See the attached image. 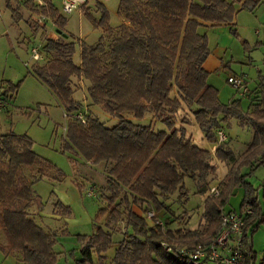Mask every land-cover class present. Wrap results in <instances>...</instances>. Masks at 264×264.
Masks as SVG:
<instances>
[{
	"label": "trees",
	"instance_id": "1",
	"mask_svg": "<svg viewBox=\"0 0 264 264\" xmlns=\"http://www.w3.org/2000/svg\"><path fill=\"white\" fill-rule=\"evenodd\" d=\"M47 2L46 9L39 10L62 29L65 19ZM260 2L120 0L117 15L122 23L115 31L108 22L109 11L97 2L98 18L84 10L93 27L105 33L95 45L46 40L43 51L49 59L33 66L31 75L56 97L65 113L81 108L74 98L72 80L87 83L89 104L116 119V124L108 127L87 114L85 124L69 120L66 125L67 148L92 166H109L105 174L106 207H100L93 219L94 232L77 236L81 247L74 264H107L114 226L123 217L131 232L118 243L109 264H203L168 253L161 243L180 247L209 243L218 231L229 197L237 189L243 191L239 209L227 212L253 210L245 221L247 236L264 223V182L254 189L246 181L254 170L264 167V79L245 97L235 91L238 99L222 104L218 90L207 81L204 63L210 50L206 35L200 33V28L208 25L228 26L237 37V13L252 12ZM7 7L14 14L11 0H7ZM106 37L110 38L107 44ZM77 46L79 65L73 61ZM15 88L8 87L0 98L4 101ZM243 99L249 100L245 109ZM184 107L190 110L204 139L216 147L214 153L195 145L187 136L183 124L189 123L179 116ZM149 116V123L143 124ZM179 118L181 125H177ZM231 119L251 126L253 136L230 171L227 185L214 197L208 194V178L217 172L212 160L226 165L235 159L230 146L226 141L218 143L216 135ZM32 147L26 134L0 135V233L8 241L3 251L18 253L20 264H56V237L40 227L29 211L32 206L39 210L43 206L34 184L44 179L58 181L62 175ZM243 169L250 173H242ZM186 179L194 183L197 195L205 196L200 229H170L165 235L132 211L136 206L142 214L149 208L171 212L166 200L186 194ZM55 207L62 215L70 214V209L60 203ZM163 221L166 227L171 224ZM251 252L246 264H264V258L257 262Z\"/></svg>",
	"mask_w": 264,
	"mask_h": 264
},
{
	"label": "rangeland",
	"instance_id": "2",
	"mask_svg": "<svg viewBox=\"0 0 264 264\" xmlns=\"http://www.w3.org/2000/svg\"><path fill=\"white\" fill-rule=\"evenodd\" d=\"M48 1L58 12V15L65 19V25L62 29H59L46 14L39 10L41 8L46 9L47 6L38 8L32 0H11V7L15 11L13 14L12 10L7 7V0H0V95L5 93V89L7 90L8 87H16L13 93L8 94V98L5 97L4 108L0 111V135L9 132L19 135L26 134L32 140V149L36 154L50 162L60 171L62 176L58 181L53 182L44 179L34 184L35 189L41 196L43 207L39 210L37 206L36 208L32 206L29 212L33 220L36 212H41L43 216H41L40 221L44 224L45 231L56 230V233L59 234V229L61 228L58 227L60 225L55 222L54 218L55 216L63 217V215L55 207V198L51 192L54 187H60L65 190L66 193H62V195L64 198L68 196V201L78 217L76 225L72 228L73 233L68 231V246H66L68 254H74L79 244L77 236L91 234L95 215L100 207H106L105 197L108 193L105 174L109 166L100 164L92 167V165L85 163L65 146L68 117L65 116L66 113L63 108L58 106L56 97L31 75V69L35 65L44 64L49 59V56L43 51V46L48 39L67 42L76 40L87 45H95L102 35L105 36L103 30H96L91 21L84 16V10H87L93 17H99V13L95 10L97 2L105 5L109 11V25L114 31L117 30L122 23L121 18L117 15L120 0H89L71 14L62 13V0ZM255 13L260 18L259 23H264V4L257 7ZM243 17L248 23L247 28L258 25V22H254L250 18L248 12L241 11L235 19L237 37L230 32V29L224 26L218 28V30L208 29L205 31L210 54L215 55L216 49L219 47L226 49V54L222 58V66L218 70L210 72L207 77L208 83L218 90V98L222 104H227L232 97L238 98L235 90L227 83L228 76L244 77L250 83L251 89H253L255 87L254 83L258 78L256 71L259 69L264 74V61L259 55L260 53L264 56V48L258 52L251 51L252 61L247 58V53L244 51L245 45L243 43L245 39L243 26L240 25ZM254 29H251L252 34ZM58 30L61 32L60 34L57 32ZM258 30L261 35L264 33V28L260 27ZM260 36L253 34L254 39H259ZM109 41L110 38L106 37V44ZM33 47L40 49L43 59L39 62L31 59V49ZM216 56L218 54L211 57L215 58ZM73 61L76 65L80 64L78 46L76 47ZM72 85L75 88L74 98L81 105L78 112L97 117L108 127L116 124L115 118L105 114L100 107L89 104L87 83H79V81L73 79ZM246 104L247 101L243 102L244 108H246ZM183 110L179 116L189 123L183 124L187 131V136L191 137L195 145L214 153L216 147L204 139L203 134L193 121L190 110L187 107H184ZM180 118L177 121V125H181ZM149 121L150 116L143 121V124H148ZM160 125L163 128L165 127L162 124ZM222 131L224 132L225 143L232 149L235 159L226 165L212 160V164L217 165V172L215 176L208 178V182L210 187L217 186L219 191L227 185L230 171L239 163L241 154L250 144L253 136L252 127L248 124L240 125L236 119H231ZM242 173H250V170L243 169ZM246 178V181L252 184L254 189H259L261 183L264 182V167H258ZM184 184L187 190L186 194L180 198L173 199L171 203L169 202L171 213L174 214V223H176L174 227L200 229L205 196H199L195 193L196 187H194L190 179H186ZM92 187L96 188V196L88 197L86 193ZM260 196L259 194V198ZM242 198L243 191L237 189L229 197L225 211H237ZM73 209H70L71 215ZM84 210L89 213L91 218L88 222L84 220L81 222L80 214L81 212L84 213ZM250 210L253 214V210ZM125 221V218H123L113 229L122 238L131 232L126 229ZM146 222L149 223L148 220ZM249 238L252 250L256 254L257 262H261L262 258H264V223L252 235H249ZM3 241L5 243L0 234V242L3 243ZM113 255L114 249L111 248L107 253V264L110 263ZM247 259L250 261L251 257ZM246 260L245 264L247 263ZM0 264H10V262H5L1 249ZM68 264H74L72 255H68Z\"/></svg>",
	"mask_w": 264,
	"mask_h": 264
},
{
	"label": "built area",
	"instance_id": "3",
	"mask_svg": "<svg viewBox=\"0 0 264 264\" xmlns=\"http://www.w3.org/2000/svg\"><path fill=\"white\" fill-rule=\"evenodd\" d=\"M48 0H32L36 7H46ZM89 0H62V13L71 14L78 8H81ZM108 1V0H105ZM38 47L31 49V59L35 62L41 61L43 57ZM227 83L237 92L239 97H245L248 92V84L242 76H229ZM5 102L0 98V110L4 107ZM68 120H76L81 124L86 123V115L83 112L66 113ZM218 143L225 141L222 131L217 133ZM96 188L92 187L86 193L88 197L96 196ZM209 195L218 196L219 189L217 186L210 187ZM252 211L245 210L242 213L225 212L220 216V226L214 238L206 244L198 243L190 247L175 246L162 242L161 245L166 252L177 255L178 257L188 258L196 263L203 264H245L247 258L252 257V245L249 236L245 233V221L250 217ZM143 217L149 221L150 228H154L165 234L169 231L159 213L153 208L147 209Z\"/></svg>",
	"mask_w": 264,
	"mask_h": 264
},
{
	"label": "crops",
	"instance_id": "4",
	"mask_svg": "<svg viewBox=\"0 0 264 264\" xmlns=\"http://www.w3.org/2000/svg\"><path fill=\"white\" fill-rule=\"evenodd\" d=\"M261 4H264V0H261L259 6ZM258 6V7H259ZM241 12V11H240ZM245 12H248L250 18L254 21V22H258V25H255V26H250L251 29L255 28L254 29V32L253 34H255L256 36H260L261 35V32H259V28H264V23H259V20L260 18L258 16H256V13H255V10L254 11H245ZM239 13V12H238ZM237 13V14H238ZM237 16V15H236ZM236 19V17H235ZM245 17H243V20L240 22V25L243 26V36H244V43H245V53H247V58L252 61V58H251V51L252 52H258L260 51L262 48H264V33H262V35L260 36L259 39H254L253 37V34H252V30L250 28H247L246 26L248 25V23H246L245 21ZM235 22V26H236V21L234 20ZM259 26V27H258ZM223 26H207V27H201L200 28V33H203L206 35V32L208 29H214V30H218V28H222ZM224 27H227L229 29L228 26H224ZM258 27V28H256ZM254 50V51H253ZM215 58H212L211 56H215L217 55ZM220 54V55H219ZM226 54V49L223 48V47H219L216 49V54L215 55H212V53L208 56L207 60L205 61L204 63V69L208 72V74H210V72L212 71H215V70H218L220 66H222V58L223 56H225ZM260 57L262 58V61H264V56H262L260 53H259ZM258 73V78L256 79V82L254 83V88L253 89H258L259 88V84H260V80L261 79H264V74H262V72L258 69L256 71ZM229 77V76H228ZM248 83V82H247ZM248 86H249V89H251V85L250 83H248ZM255 92V91H254ZM257 92V91H256ZM233 99H236L234 97H232L231 100ZM238 99V98H237ZM229 100L228 103L231 101ZM247 101V104H248V99H243L242 101V106H243V102ZM227 103V104H228ZM57 104H58V101H57ZM247 104H246V107H247ZM59 106V104H58ZM244 107V106H243ZM245 109V108H244ZM86 163V162H85ZM89 164V163H87ZM90 165V164H89ZM91 166V165H90ZM94 167V166H92ZM55 182V181H54ZM194 184V183H193ZM195 187V186H194ZM34 191H35V195L39 196V198L41 199V196L40 194L37 192V190L35 189L34 187ZM52 195L54 196L55 198V202L56 203H60L62 206L64 207H68L70 209H73L71 207V203L68 201V196H66L65 198L63 197L62 193H66L65 190H62L60 187L56 188L54 187L53 190H52ZM177 198H180V195L179 194H176V195H172L169 199L166 200V203L165 205L170 207L169 206V202L171 203V201L173 199H177ZM42 201V200H41ZM55 203V204H56ZM43 207V206H42ZM132 211L139 215V216H143L142 214V211L140 210V208L136 207V206H132L131 207ZM171 209V208H169ZM171 211V210H170ZM227 212V211H225ZM34 213V212H33ZM160 216H163L162 219L166 220V222H170L171 224H169L168 226V229L170 230H178V229H183L181 228L180 226L177 228V227H174L176 223H174V214H172L171 212H166V211H160L158 212ZM83 214V215H82ZM162 214V215H161ZM71 215V212L70 214ZM81 222L84 220L85 222H88L91 220V218L89 217V213L87 211L84 210V213L81 212ZM41 216L42 213H37L35 214L34 216V221L40 226L42 227L44 230H46V228L43 226L44 224L40 221L41 219ZM125 218V217H123ZM55 222H58V224L60 226L61 229H59V234L56 233V230L53 232V231H46V232H49L51 234H53V236H55V247H54V252L57 254V263L56 264H68V255H72V258L75 260L77 258H79V249L81 247V244L79 243L78 244V248L76 249V251L74 252V254H71L69 253L68 254V249L66 248V246H68V234L70 231L71 233L72 232V228L73 226L76 225L77 221H78V217L76 215V212L72 211V215L71 216H68V215H63V217H60V216H55ZM147 223V222H146ZM147 225L150 227V224L147 223ZM127 229V227H126ZM188 229H191L193 230V227L192 228H188ZM93 232H94V227H93ZM92 232V233H93ZM128 232H129V229H128ZM62 233V234H61ZM91 233V234H92ZM1 234V233H0ZM90 235V234H89ZM2 236V235H1ZM113 246L112 248L115 250L118 243L123 240V238L119 235V233L116 231L113 235ZM116 237V238H115ZM3 238V236H2ZM4 239V238H3ZM5 240V239H4ZM8 244V241L5 240V243L3 241V243L0 242V249L2 250V253L5 257V262H10V264H20L19 262V254L18 253H6L3 251V248L4 246H6ZM12 260V261H10ZM108 263V261H107Z\"/></svg>",
	"mask_w": 264,
	"mask_h": 264
},
{
	"label": "water",
	"instance_id": "5",
	"mask_svg": "<svg viewBox=\"0 0 264 264\" xmlns=\"http://www.w3.org/2000/svg\"><path fill=\"white\" fill-rule=\"evenodd\" d=\"M59 34L61 33L59 30L57 31Z\"/></svg>",
	"mask_w": 264,
	"mask_h": 264
}]
</instances>
